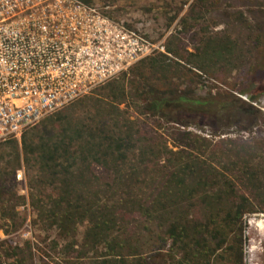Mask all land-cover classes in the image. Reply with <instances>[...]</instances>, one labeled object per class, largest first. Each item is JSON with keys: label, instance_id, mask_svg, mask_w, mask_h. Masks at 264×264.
Instances as JSON below:
<instances>
[{"label": "rangeland", "instance_id": "obj_1", "mask_svg": "<svg viewBox=\"0 0 264 264\" xmlns=\"http://www.w3.org/2000/svg\"><path fill=\"white\" fill-rule=\"evenodd\" d=\"M87 1L165 50L135 64L119 80L123 87L102 86L0 143V264H98L105 249L87 237L91 222L76 213L64 228L54 213L69 201L96 208L102 200L127 201L122 234L160 248L168 264H264V94L247 93L264 70V0ZM168 82L194 96L239 98L259 110L256 123L244 115L210 124L195 112L154 113L150 96ZM94 120L132 135L127 159L80 161L68 171L69 162L42 167L40 152L24 150L23 140L31 149L69 122L88 132ZM145 200L153 213L131 207ZM230 203H245L238 223L224 221ZM173 218L201 226L195 238L206 246L165 244Z\"/></svg>", "mask_w": 264, "mask_h": 264}, {"label": "built area", "instance_id": "obj_2", "mask_svg": "<svg viewBox=\"0 0 264 264\" xmlns=\"http://www.w3.org/2000/svg\"><path fill=\"white\" fill-rule=\"evenodd\" d=\"M164 50L84 0H0V143Z\"/></svg>", "mask_w": 264, "mask_h": 264}, {"label": "trees", "instance_id": "obj_3", "mask_svg": "<svg viewBox=\"0 0 264 264\" xmlns=\"http://www.w3.org/2000/svg\"><path fill=\"white\" fill-rule=\"evenodd\" d=\"M84 1L90 3L87 0ZM145 59L141 61L146 63L147 61ZM159 65L154 62L152 63V68ZM150 69V66L146 65L145 70L147 71L145 73L149 72ZM126 74L127 72L119 78L110 81L108 85L105 84L103 87L110 89L123 87L118 82ZM168 83L165 89H163L165 86H161V88L156 90L158 91L156 95L150 96V106L154 113L161 114L168 112L172 114L177 112H195L205 117L210 124H214L225 117L231 122L233 117L244 115L250 118L251 125L256 123L259 110L239 98L235 99L230 96H194L188 93L178 92L172 87L171 82ZM253 84V89L248 90L247 93H252L253 97H255L256 93L264 94V70L259 69L257 71L256 80L253 81ZM121 121H123V118ZM93 123V125L86 127L88 128V132L87 130L85 132L83 130L84 127L80 126L79 123L77 125L76 122H69L67 125L61 127V131L52 133V136H54L52 142L43 141L38 147L29 149V143L27 140H23L24 150L27 154L34 153L35 151L40 152L41 159L39 162L42 167L49 165L60 166L64 164V161L69 162L68 171H70L69 167L71 165L76 166L80 161L83 163L87 162L91 165L93 162L111 161L112 156L118 158V163L127 159L128 156L125 150L133 147V144H131V140H133L132 135L129 132H126L124 135H118L113 130L110 132L107 131L106 129H109L107 127H101L99 124L96 125V120ZM108 125L110 126V124ZM78 155L80 156L79 159H77ZM80 175L82 176V174ZM66 201L69 200L66 199ZM125 202L128 207L130 204L127 201L120 200L116 204H112L109 201L102 200L94 208L91 203L84 202L74 207V203L70 204L69 201L68 205L70 207H67L65 212L54 213V221L58 224L60 223L64 228H70L73 225V221L79 219L74 218L76 213L84 216L83 219H88L91 225L88 227L87 237L91 239L92 244L98 246L103 245L105 249L98 264H128L129 262H135L136 264H168L167 253L163 252L160 248H150L147 250L141 245H134L136 241H134L133 236L135 234H122L125 230ZM59 204L60 202L54 204L55 209L62 208L57 206ZM134 206L139 209L138 212L140 213H153L151 211L152 204H148L146 200L141 203L135 201L131 207L133 208ZM234 207H236V214L231 215L230 211H233ZM243 208H245V203H241L238 206L230 203L227 217L224 218L225 223L240 222L242 220L241 216L245 213V209ZM247 211L249 213L255 212L253 208ZM200 227L196 223H190L188 219L173 218L165 231L163 241L166 244L171 240L172 246H190L194 243V240H197L199 244L196 246H206V244H200L201 240L195 238V233L200 231ZM113 231L116 232L114 233ZM138 243L141 242L138 240ZM182 249H184L185 255L188 256L189 251L186 248ZM199 252L205 253L202 250H199Z\"/></svg>", "mask_w": 264, "mask_h": 264}]
</instances>
